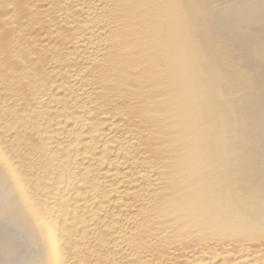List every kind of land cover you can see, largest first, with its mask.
Here are the masks:
<instances>
[{"label":"bare ground","instance_id":"6f19581e","mask_svg":"<svg viewBox=\"0 0 264 264\" xmlns=\"http://www.w3.org/2000/svg\"><path fill=\"white\" fill-rule=\"evenodd\" d=\"M0 264H264V0H0Z\"/></svg>","mask_w":264,"mask_h":264},{"label":"clouds","instance_id":"9594fccd","mask_svg":"<svg viewBox=\"0 0 264 264\" xmlns=\"http://www.w3.org/2000/svg\"><path fill=\"white\" fill-rule=\"evenodd\" d=\"M5 203L7 204V203H8V201H5Z\"/></svg>","mask_w":264,"mask_h":264}]
</instances>
